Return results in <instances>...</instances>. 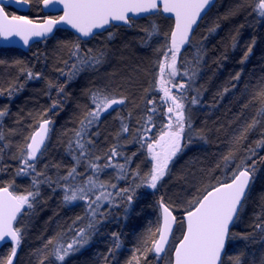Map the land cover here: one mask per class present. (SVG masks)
Returning <instances> with one entry per match:
<instances>
[{"label":"trees","instance_id":"obj_1","mask_svg":"<svg viewBox=\"0 0 264 264\" xmlns=\"http://www.w3.org/2000/svg\"><path fill=\"white\" fill-rule=\"evenodd\" d=\"M30 4V9L23 14L39 19L43 13L38 0H32ZM255 9L256 0H216L202 18L190 43L181 49L177 63L180 74L174 78L173 83L190 84L184 93L187 97L186 115L190 111L193 128L204 138L197 137L187 144L182 157H179L184 158V162L176 171L167 172L156 189H136L131 206L118 197L115 206L103 205L106 219L98 226L89 243L82 250L66 257L63 264H128L135 249L142 251L146 246L151 247L150 243L145 245L146 239L157 238L149 235V230L154 233L160 226L161 198L172 206L178 218L172 236L175 243L183 232L182 216L186 212L187 202L204 185L215 183L217 178L226 179L231 169L246 157V150L250 147L256 150L253 157L256 160L255 178L239 218L230 229L234 235L228 240L221 261L222 264H236L238 259L239 264H264V232L254 227L262 222L258 216L264 213V160L261 159L264 158V147L256 148L257 141L262 139L264 133V119L235 146V162L225 168L222 161V157L234 149L233 138L240 134L260 107L258 103H250L254 93L264 85V18ZM5 11L9 14L20 13L11 6H6ZM157 19L170 20L162 17L159 10L151 16L138 18L130 27L111 25L106 33L96 34L93 38L98 44L102 40L106 41L109 32H117L118 39H121L119 44L113 40L108 44L115 54V61L110 60L108 67L111 68L110 74L114 72L116 76L115 89L123 93L131 105L127 108L125 106L122 116V123L130 127L128 132H119L114 117L109 115L97 130L98 135L93 133L92 140L96 149H92V152L103 157L112 146H117L123 156H118L114 163H124V156L131 157L130 168L136 170L139 165L141 175L152 167L147 148H142L140 141L147 118L152 117L148 126L154 128L146 137V141L151 142L158 136L168 117L166 108L169 104L162 101L163 92L157 87L158 62L163 60L165 44L160 49L156 44H149L154 42L157 34L164 35L168 44L170 28L167 33L158 31L154 23H157ZM141 23H145L142 28ZM153 26L156 31H153ZM135 31H138L137 35L139 32L144 33L139 35L141 39L132 37L131 33ZM76 42L78 40L74 41L70 31L59 29L48 42H35L27 51L19 47L0 46V110H6V114L0 117V135L3 136L0 139V187L11 185L10 189L16 194L32 190V176L17 175L21 167L19 149L40 120L49 118L53 122L47 150L36 163V171H43L53 183L51 186L41 183L40 195L33 208H25L18 217L16 227L22 229L23 237L13 264H40L44 256H48L44 264H59L49 255L51 246L48 251H44L47 240L58 233L67 232L64 239L70 241L74 233L68 229L76 217L84 218L77 222L76 228L87 223L85 203L78 201L66 205L63 202V191L54 183L58 176L65 175L67 169L72 167L68 141L74 138L73 125L86 109L87 87L95 79L88 80L84 76L73 84L71 81L66 82V76L58 71L63 69L67 72L75 62L70 56V48ZM147 46L150 52H141ZM249 47L251 52L245 59ZM198 51L202 59L199 64H195L194 57ZM117 55L125 60L124 64L117 63ZM185 68L190 74L196 70L193 83L183 76ZM29 70L34 74L41 73V77L29 79L26 75ZM108 71H103V75ZM237 73H240L239 80L233 79ZM49 83L53 85L51 88ZM99 83L102 84V81ZM57 85L64 86V95L58 96ZM31 86L32 97L25 104L22 95ZM173 92L178 94L176 89ZM192 97L197 98V104L190 103ZM54 100L61 101L55 109L52 108ZM148 101L153 103L149 104ZM152 108H155V112L149 111ZM105 162L103 158L97 161L101 165ZM251 162L247 161L249 164ZM218 164L220 167H217ZM80 166L84 167V164ZM114 172L117 175V170ZM115 177L112 183L118 184L119 188L132 184L130 176L119 181ZM136 182L139 183L138 180ZM112 233L119 235L121 247L109 255V249L114 248ZM11 248L9 242L2 245L0 258H6ZM146 256V260L141 259V264H170L171 261L170 250L160 257L153 252H147Z\"/></svg>","mask_w":264,"mask_h":264},{"label":"snow or ice","instance_id":"obj_2","mask_svg":"<svg viewBox=\"0 0 264 264\" xmlns=\"http://www.w3.org/2000/svg\"><path fill=\"white\" fill-rule=\"evenodd\" d=\"M31 2L32 0H15L17 4H30ZM38 2L42 3L45 8L49 5L62 4L63 15L47 17L43 21L37 22L26 16L10 15L5 11L3 0H0V36L5 38L20 36L23 43L28 45L30 38H46L53 33L54 28L61 24H67L80 34L79 40L81 37L94 36L96 34L94 30L105 29V26L111 25L113 22H122L130 27L132 26L130 14L134 17L153 10L159 11L160 4H162L164 13H172L175 16V27L170 33V43L165 45L163 60L158 62L157 87L163 92L162 101L169 104L166 113L168 122L161 127L156 138L147 142L146 137L152 130L148 126L151 124L152 117L148 116L143 135L140 137L141 147L146 146L147 148V154L152 163L151 169L141 175L139 165L136 170L130 168L131 157L127 156H124V163H114L118 156H123V153L118 152L117 146H112L103 157L94 155L92 152L95 144L89 130L94 125H98L103 113L113 108L114 105L124 104L127 99L110 95L103 89L91 91L90 99L93 107L84 114L79 122V128L73 133L74 138L68 141L67 148L72 154L74 164L67 169L65 175L58 176L54 183L57 188L63 191V202L66 205L78 201L85 203L87 223L76 228L77 222L84 219L76 217L68 229L74 233L70 241L64 239L67 232H61L50 237L45 243L44 251H48L51 246L49 255L59 264H63L66 257L89 243L98 226L106 219L107 213L102 211L103 205L115 206L118 197L131 206L136 189L140 187L156 189L158 183L169 171V164L174 157L193 139L204 138L193 128L190 111L186 115L185 100L187 97L184 93L190 84H175L173 80L180 74L177 63L181 49L190 43L193 25L197 23L201 14L212 4L213 0H160V4H158V0H38ZM255 10L260 17L264 18V0H256ZM214 30L212 29V31ZM153 31H156L155 26H153ZM112 35L113 33L109 32L108 38L111 39ZM65 46L67 47V45ZM249 52H251L250 47L245 53V59ZM70 56L75 62L71 64L69 70L67 72L63 69L58 70L61 75L66 76V82L71 81L81 71L99 66L104 60L103 51L94 53L88 49L82 52L78 42L71 45ZM201 59L202 54L198 51L194 57V63L199 64ZM65 63L67 64V62ZM26 75L29 79L41 77V73L34 74L30 70L26 72ZM183 76L188 77L189 81H193L196 70L194 69L190 74L189 70L185 68ZM239 78L240 73H237L233 79L239 80ZM52 86L49 83V88ZM173 89H176L178 94H174ZM56 90L58 96L65 94L63 85H57ZM11 94L12 89L9 90V95ZM197 102L196 97H192L190 100L192 105ZM148 103L152 104L153 101H148ZM250 103H258L260 107L252 120L241 129L240 134L233 138L234 149L222 157L225 168L235 162V146L246 138L247 133L254 129L261 119H264V85H261L259 90L254 93ZM60 104L61 101L54 100L52 108L55 109ZM149 111L155 112V108L149 109ZM5 114L6 110H0V117ZM51 123L52 121L49 119H43L38 123L36 130L26 138V143L19 149L21 167L18 169L17 175L32 176V190L24 194H16L9 190L11 185L0 187V241H7L13 245L9 255L6 258H0V264H13L17 247L21 244L22 229L15 226L18 216L23 214L25 208H33L40 195L39 186L41 183H48L49 186L53 183L52 179L47 177L43 171H36V163L47 150L46 142L49 139ZM128 130V126L122 124V132L127 133ZM185 137H187V141L182 143ZM0 139H3L2 135H0ZM261 147H264V133H262V139L256 143V148ZM246 151V157L237 163L234 169H231V174L226 179L217 178L215 183L204 185L203 188L197 190L198 194L187 202L186 229L182 239L174 245V257L170 264H222L221 256L226 242L234 235L230 232V226L238 220L239 213L248 198L250 185L255 178L256 160L253 157L256 155V150L250 147ZM90 156L91 159H88ZM102 158L106 161L103 165L97 163ZM261 159L264 160V158ZM248 160L252 161L251 164L247 163ZM82 161H87L84 173L78 171ZM217 167L220 165L218 164ZM105 169L117 170L115 177L117 181L126 180L130 176L132 184L126 188H119L116 183L101 180L100 175ZM41 177L43 179H40ZM137 180L139 183L136 182ZM109 189L113 191H109ZM53 190L55 191V189ZM159 207L162 209L163 223L154 233L149 230V235L158 238L146 239L145 245L150 243L151 247L146 246L142 251L139 248L135 249L128 264H141L142 258L147 259V252H153L157 257H160L161 253L167 254L169 249L166 248V245H169V235L172 233L176 217L173 215L172 206L166 205L163 198L159 201ZM258 219H261L262 222L255 224L254 227L264 232V213L258 216ZM112 237L114 248L109 249V255L121 247L119 235L112 233ZM47 259L48 256L42 257L40 264H44ZM236 264H239L238 259Z\"/></svg>","mask_w":264,"mask_h":264},{"label":"rangeland","instance_id":"obj_3","mask_svg":"<svg viewBox=\"0 0 264 264\" xmlns=\"http://www.w3.org/2000/svg\"><path fill=\"white\" fill-rule=\"evenodd\" d=\"M154 23L157 25L158 31L163 32V33H167L169 31L170 23H169L168 20L157 19V23L156 22H154ZM140 25H141V28H142V27L145 26V23H141ZM130 31H132V30H130ZM137 33H138V31L137 32L135 31V32L131 33V34H133L132 37L135 38V39H141L140 36L144 35L143 32H139L138 35H137ZM112 40L114 42H117L118 44L121 42V39L120 38L118 39L117 32L113 33V38H111V39L106 38V41L102 40L98 44H97V42H96V44L95 43L93 44L97 51H103L104 52V60H103V63H101L99 66H97L95 68H89V69H87L88 70L87 73L86 72H85L86 74L84 73L85 79L88 78V80H92V79L95 78L94 79V83H90L89 86L87 87V89H90L92 87L98 86L100 84L99 82H101V81H102V84H104V88H106V87L109 88V89H115L116 88L115 87L116 76H115L114 72L110 74L111 68L108 67V65L111 64L110 60L113 59L115 61V54L110 50L109 45H108L110 43V41H112ZM136 42H137V40H136ZM152 44L153 45L156 44V47H158L159 49L162 48V46H164V44L166 45V41H165L164 35L160 36L159 34H157L156 37L154 38V42L151 41L149 46L152 45ZM149 48L150 47L147 46L145 48V50H143L141 52H145V54H148L147 52H150ZM116 61H117V63H119L121 65L125 63V60L120 58V56H118V55H117ZM106 69H108L109 71H108L107 74L103 75V71H105ZM101 75H103V76H101ZM193 81H192V83H193ZM32 87L33 86L27 88L25 93L22 95V98L24 99V103L25 104H28L29 100H31V97H32V90L31 89H32ZM129 105H131V104H129ZM183 142L184 141H182V143ZM182 154H183V150L180 153L177 154V156L173 159L172 162H170L169 171H171V172L172 171H176V169L181 166V164L184 162L183 161L184 158H179V157H182L181 156ZM181 159H182V161H180ZM72 161H73V159H72ZM114 171H108V174H107V177H106L107 181H111V182L113 181L112 180L113 177L116 176ZM173 246H174V241L172 240L170 245H169V250L170 251H171ZM84 247H82L80 250H82Z\"/></svg>","mask_w":264,"mask_h":264},{"label":"water","instance_id":"obj_4","mask_svg":"<svg viewBox=\"0 0 264 264\" xmlns=\"http://www.w3.org/2000/svg\"><path fill=\"white\" fill-rule=\"evenodd\" d=\"M216 0H213L212 4L206 9V11L204 13L201 14V17L197 20V23L195 25H193V31H192V34H191V37L193 35V32L195 31L196 27L198 26V24L200 23V21L202 20V18L208 13V11L211 9V7L215 4ZM3 3L6 6H11L13 7L15 10L19 11L20 13H24V12H27L30 8V4H17L15 3V0H3ZM158 4H160V0H158ZM41 8H42V11L44 13H60L59 16L63 15V5L62 4H55V5H49V7L45 8L44 5L41 3ZM157 11L156 10H153L151 12H148V13H141V14H138L136 16H132V14H130V17L132 19H138L140 17H145V16H148V15H151V14H154L156 13ZM160 12L168 17V18H171L173 19V28L175 27V16L174 14L172 13H164L162 11V4H160ZM10 15H13V14H10ZM18 16H23V15H18ZM48 17H51V16H48ZM47 17H45L44 19H46ZM30 19V18H29ZM44 19H41V20H36V19H32V20H35L37 22H40V21H43ZM111 25H124L122 22H113ZM111 25H107L105 26V29L109 28ZM57 28H61V29H68L72 32H74L75 34H77L78 36H80V34L75 30L73 29L70 25H67V24H61L59 26H57L56 28L53 29V33L54 31L57 29ZM172 28V29H173ZM105 29H96L94 30L95 33H99V32H102L104 31ZM53 33L49 34L48 36H51ZM47 36V37H48ZM44 37H32L30 38L29 40V43L28 45H25L23 43V39L20 37V36H11V37H8V38H5L3 36H0V46H4V47H10V46H13V47H19L23 50H29L30 46L37 42V41H41ZM83 39H86L88 37H81ZM169 43H170V36H169ZM186 46V45H185ZM184 46V47H185ZM183 47V48H184ZM36 130V129H35ZM34 130V131H35ZM33 131V132H34ZM32 132V133H33ZM49 135H50V132H49ZM47 143V142H46ZM1 187H4V186H1ZM251 187V185H250ZM10 191H12L11 189H9ZM250 190V189H249ZM249 192V191H248ZM165 203V202H164ZM166 204V203H165ZM167 205V204H166ZM173 215L176 217V222L173 224V229H172V233L169 235V245L171 243V239H172V236H173V233L175 231V228L177 226V223H178V218H177V215L175 214V212L173 211ZM19 217V216H18ZM182 222H183V232L185 231L186 229V220H185V212L182 216ZM163 223V219H162V209L160 208V225ZM16 226V224H15ZM232 225L230 226V229H231ZM183 232L180 236V238L177 240V242L175 244H178L179 243V240L182 239V235H183ZM158 238V237H157ZM156 238V239H157ZM228 242V241H227ZM227 242H226V246H225V249L224 251L222 252V256L226 250V247H227ZM5 243H8L7 241H0V248L2 245H4ZM10 243V242H9ZM169 245H166V248L169 249ZM13 246V245H12ZM18 249V247H17ZM164 255V253H161L160 256ZM222 256H221V260H222ZM174 257V246L172 248V251H171V260L172 258ZM15 257L13 258V261H14Z\"/></svg>","mask_w":264,"mask_h":264},{"label":"flooded vegetation","instance_id":"obj_5","mask_svg":"<svg viewBox=\"0 0 264 264\" xmlns=\"http://www.w3.org/2000/svg\"><path fill=\"white\" fill-rule=\"evenodd\" d=\"M31 5V4H30ZM39 7H40V9H41V11H42V8H41V3L39 2ZM30 9V8H29ZM17 12H19V11H17ZM42 13H43V15L42 16H40L39 17V19H36V20H41V19H44L45 17H48V16H51V17H57V16H59L60 15V13H44L43 11H42ZM161 13V12H160ZM14 15H23V16H26L25 14H23V13H18V14H14ZM152 15V14H151ZM151 15H148V16H151ZM161 16L162 17H165V18H168V17H166V16H164L162 13H161ZM27 17V16H26ZM146 17V16H145ZM29 18V17H28ZM30 19H33V18H30ZM168 19H170L169 21H170V31H169V36H170V33H171V30H172V28H173V24H174V22H173V19H171V18H168ZM135 20H137V19H132V24L135 22ZM113 26H118V25H113ZM119 26H121V25H119ZM122 26H127V25H122ZM59 29H61V28H57L55 31H54V33L51 35V36H48V37H46V38H43L41 41H37V42H42V41H44V42H48L49 41V39H51L53 36H54V34H55V32L57 31V30H59ZM66 30H68V29H66ZM107 30V29H106ZM106 30H104V31H102V32H105ZM68 31H70V30H68ZM73 35H74V41H75V39H77L78 40V37H80V36H78L77 34H75L74 32H72V31H70ZM102 32H99V33H102ZM99 33H96L97 35L99 34ZM106 33V32H105ZM96 34L94 35V36H91V37H88V38H86V39H83V38H80L79 40H78V43H80V47H81V49L82 50H85V51H87L88 49H91V50H96V48H95V46L93 45L94 43L96 44V40H93V38L96 36ZM34 44V43H33ZM26 51V50H25ZM87 69L86 70H84V71H81L77 76H75L72 80H71V82L73 83V84H75L76 83V81H78L79 79H81L82 77H84V73L86 72L87 73ZM85 73V74H86ZM95 89H103L105 92H107L108 94H110V95H113V96H116V97H125L124 96V94L123 93H121V92H119L118 90H116V89H109V88H104V85H102V84H99L98 86H95V87H92V88H90V89H88V92H87V98H86V101H87V106H86V109L83 111V114L81 115V117H80V119L78 120V122L77 123H75L74 125H73V129H74V131L76 130V129H78L79 128V122H80V120L83 118V116H84V114L87 112V111H89V110H91V108L93 107V105H92V102H91V99H90V96H91V91L92 90H95ZM128 101H127V99H126V101H125V103L124 104H122V105H114L113 106V108H111V109H109L107 112H105V113H103L102 115H101V118H100V120H99V122H98V125H94L90 130H89V132H90V134H91V139H92V136H93V133H96V132H98L97 130H99V128H100V126L102 125V122H103V120H105L109 115H111V116H113L114 117V119H115V124H116V128L119 130V132H122V116L124 115V113H123V110H124V108H125V106H126V108L127 107H129L130 105L127 103ZM168 108V107H167ZM167 108H166V113H167ZM136 113V112H135ZM46 119H49V118H46ZM43 120V119H42ZM42 120H40L38 123H40ZM49 120H51V119H49ZM52 121V120H51ZM168 122V117H167V121H166V123ZM38 125V124H37ZM52 127H53V122L51 123V125H50V128L52 129ZM129 127V126H128ZM36 128H37V126H36ZM35 128V129H36ZM130 128V127H129ZM133 128H136V127H133ZM34 129V130H35ZM51 129H50V133H51ZM154 128L152 127V130H153ZM33 130V131H34ZM73 131V132H74ZM150 137H153V136H150ZM48 142V141H47ZM96 149V146H95V148H94V150ZM175 158V157H174ZM72 157H71V161H72ZM73 164H74V160L71 162V165L73 166ZM81 164H84V167H78V171L79 172H81V173H84V171H85V161H82V163ZM107 174H108V170L107 169H105L104 170V172L100 175V179L101 180H105V178L107 177Z\"/></svg>","mask_w":264,"mask_h":264}]
</instances>
